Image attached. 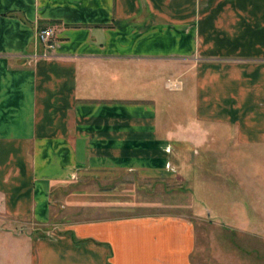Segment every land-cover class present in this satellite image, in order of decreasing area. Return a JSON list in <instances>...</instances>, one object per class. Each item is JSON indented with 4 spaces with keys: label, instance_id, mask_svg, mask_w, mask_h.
<instances>
[{
    "label": "crops",
    "instance_id": "crops-1",
    "mask_svg": "<svg viewBox=\"0 0 264 264\" xmlns=\"http://www.w3.org/2000/svg\"><path fill=\"white\" fill-rule=\"evenodd\" d=\"M48 27L51 50L36 41ZM218 136L228 171L260 180L264 0H0V238L25 264H191L181 215L76 219L49 238L14 227L53 226L62 198L93 209L75 199L122 181L184 180Z\"/></svg>",
    "mask_w": 264,
    "mask_h": 264
},
{
    "label": "rangeland",
    "instance_id": "rangeland-1",
    "mask_svg": "<svg viewBox=\"0 0 264 264\" xmlns=\"http://www.w3.org/2000/svg\"><path fill=\"white\" fill-rule=\"evenodd\" d=\"M164 95L170 96L167 92ZM222 142L224 139L218 136V149L213 150L204 161L196 159L197 162L193 163V154L191 160L188 157L190 165L184 180L171 177L164 181H122L121 187L114 184L112 190L119 189L120 196H93L82 201L75 199L89 208L94 207L90 210L86 208L81 213H72L77 209L66 208L62 198L52 215L53 226L26 222L17 223L14 230L33 239L49 238L60 234L64 224L76 219L145 213L176 214L185 216L194 227L196 245L190 257L191 264H264V208L261 209L263 212H255L264 205V162L259 164L254 161L249 167L258 171L260 180L250 178L247 182L239 181L237 172L228 171L226 151L218 146ZM202 157L198 155V158ZM99 187L94 184L87 189L94 194ZM64 190L68 192L71 188ZM256 196L260 197L261 203ZM62 204L65 208L61 207ZM97 206L102 207L98 210L100 213H96ZM104 206H118L119 210L109 212L103 209ZM241 210L244 213H236ZM0 248L5 251L0 264H25L20 247L9 250V245L0 238Z\"/></svg>",
    "mask_w": 264,
    "mask_h": 264
},
{
    "label": "built area",
    "instance_id": "built-area-1",
    "mask_svg": "<svg viewBox=\"0 0 264 264\" xmlns=\"http://www.w3.org/2000/svg\"><path fill=\"white\" fill-rule=\"evenodd\" d=\"M54 35L52 28L39 29L36 32V41L46 49L51 50L54 45Z\"/></svg>",
    "mask_w": 264,
    "mask_h": 264
}]
</instances>
